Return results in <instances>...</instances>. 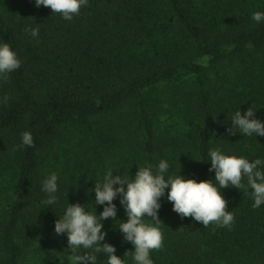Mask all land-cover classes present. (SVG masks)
Segmentation results:
<instances>
[{"label":"trees","instance_id":"trees-1","mask_svg":"<svg viewBox=\"0 0 264 264\" xmlns=\"http://www.w3.org/2000/svg\"><path fill=\"white\" fill-rule=\"evenodd\" d=\"M257 10L264 0H88L66 21L33 0H0V41L21 60L0 80V264H70L54 221L67 203L99 215L92 189L108 167L131 177L165 159L168 174L199 182L215 177L210 148L264 160V136L226 131L238 109L264 120ZM24 131L32 147L21 145ZM53 172L58 200L44 206L41 181ZM250 191L220 189L231 227L182 218L161 197L154 264H264V205L253 208ZM113 203L100 243L132 264L133 245L116 228L127 217Z\"/></svg>","mask_w":264,"mask_h":264},{"label":"clouds","instance_id":"clouds-1","mask_svg":"<svg viewBox=\"0 0 264 264\" xmlns=\"http://www.w3.org/2000/svg\"><path fill=\"white\" fill-rule=\"evenodd\" d=\"M34 6L47 7L52 13H58L62 19L70 21L78 15L88 0H33ZM251 19L257 23L264 21V11H255ZM25 33L33 38L39 35V28L26 26ZM21 60L9 43L0 41V80H6L8 74L18 69ZM226 129L230 134L237 132L243 136H264V120L255 117V109L248 108L241 114L236 110ZM22 146L32 147L33 138L29 131L21 133ZM210 161L209 172L215 174L214 180L184 178L179 174H168L169 163L160 159L155 166H138L134 176L114 175L111 167L98 175L94 182L95 204L102 206L99 215L79 203H67L61 215L54 221L56 235H66L67 247L71 251L70 264H96L99 254L106 259L104 264H126L115 254V246L105 241L102 221L115 218L117 206L113 201L119 197L126 220L116 227L123 239L133 245V250L125 254L131 257L132 264H154L150 253L162 247L163 235L160 230L158 212L160 198L166 194L172 210L180 217H191L204 226L215 223L219 227H231L234 220L232 211H226V200L220 189L235 186L248 190L252 198V207L264 205V160L256 158L249 161L246 157L225 154L220 148H210L207 153ZM167 174V175H166ZM246 179V183L243 181ZM167 190V192H166ZM41 191L45 194L41 200L44 206L57 203L58 175L53 172L41 181ZM43 208V207H42ZM93 208V206H92ZM94 209V208H93ZM146 217H150L148 219ZM150 221V222H146ZM84 250L77 254V250ZM124 254V255H125Z\"/></svg>","mask_w":264,"mask_h":264}]
</instances>
